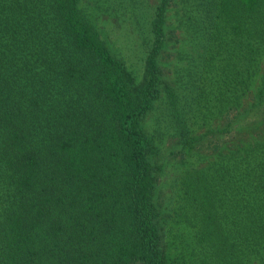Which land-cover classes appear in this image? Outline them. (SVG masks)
Here are the masks:
<instances>
[{
    "label": "trees",
    "instance_id": "trees-1",
    "mask_svg": "<svg viewBox=\"0 0 264 264\" xmlns=\"http://www.w3.org/2000/svg\"><path fill=\"white\" fill-rule=\"evenodd\" d=\"M189 1L199 51L163 88L166 125L189 151L212 124V158L182 174L171 220L191 264H264V0ZM80 2L0 0V264H169L143 120L172 0L141 29V82Z\"/></svg>",
    "mask_w": 264,
    "mask_h": 264
},
{
    "label": "rangeland",
    "instance_id": "rangeland-1",
    "mask_svg": "<svg viewBox=\"0 0 264 264\" xmlns=\"http://www.w3.org/2000/svg\"><path fill=\"white\" fill-rule=\"evenodd\" d=\"M160 0H81L80 6L86 16L100 31L111 52L123 59L136 82L142 81L143 65L148 50L146 18L153 12ZM182 0H172L167 11L165 34L167 43L159 56L163 102L155 100V107L149 110L143 120L145 132L154 137L155 146L150 158L156 167V199L164 208L163 247L169 264H191V231L183 223H172L176 211L179 183L189 169L204 164V159L212 158V124L190 134L191 149L184 150L179 137L173 135V127H167L168 109L164 86L177 88L186 80L198 48L192 41L191 29L186 23V6ZM100 7H99V6ZM96 7V8H95ZM186 10V11H185ZM145 19L139 23V17ZM147 29V28H146ZM145 31V29H144ZM176 194V195H175ZM175 195V198H174Z\"/></svg>",
    "mask_w": 264,
    "mask_h": 264
}]
</instances>
